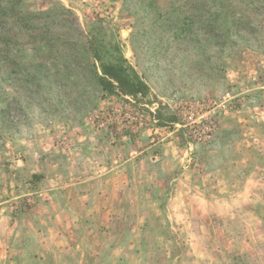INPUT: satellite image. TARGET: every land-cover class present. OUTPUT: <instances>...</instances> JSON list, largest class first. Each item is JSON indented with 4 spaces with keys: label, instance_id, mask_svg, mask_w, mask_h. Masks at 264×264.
<instances>
[{
    "label": "rangeland",
    "instance_id": "obj_1",
    "mask_svg": "<svg viewBox=\"0 0 264 264\" xmlns=\"http://www.w3.org/2000/svg\"><path fill=\"white\" fill-rule=\"evenodd\" d=\"M0 264H264V0H0Z\"/></svg>",
    "mask_w": 264,
    "mask_h": 264
},
{
    "label": "trees",
    "instance_id": "obj_2",
    "mask_svg": "<svg viewBox=\"0 0 264 264\" xmlns=\"http://www.w3.org/2000/svg\"><path fill=\"white\" fill-rule=\"evenodd\" d=\"M15 6L12 5V8ZM96 39L90 42V51L95 62L100 64V75L98 76V84L101 90L108 95L116 97H128L140 102L150 94V88L146 82L126 64L121 57H113L111 59L103 60L102 54L99 52V46H96ZM112 47V45H110ZM152 119L161 122V114L159 111L150 112ZM171 122L174 120L169 117ZM37 178V176H34Z\"/></svg>",
    "mask_w": 264,
    "mask_h": 264
}]
</instances>
